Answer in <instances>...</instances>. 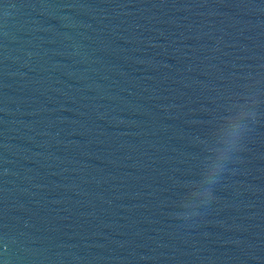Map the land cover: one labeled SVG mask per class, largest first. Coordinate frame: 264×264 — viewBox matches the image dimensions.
Listing matches in <instances>:
<instances>
[{
	"label": "water",
	"instance_id": "obj_1",
	"mask_svg": "<svg viewBox=\"0 0 264 264\" xmlns=\"http://www.w3.org/2000/svg\"><path fill=\"white\" fill-rule=\"evenodd\" d=\"M0 264H264L249 0H0Z\"/></svg>",
	"mask_w": 264,
	"mask_h": 264
}]
</instances>
